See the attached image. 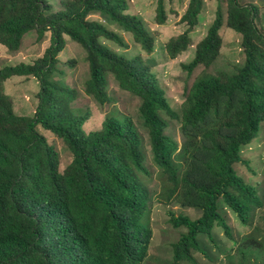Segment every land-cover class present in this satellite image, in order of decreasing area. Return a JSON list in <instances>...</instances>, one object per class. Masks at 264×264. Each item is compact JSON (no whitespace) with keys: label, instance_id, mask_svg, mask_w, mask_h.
<instances>
[{"label":"trees","instance_id":"trees-1","mask_svg":"<svg viewBox=\"0 0 264 264\" xmlns=\"http://www.w3.org/2000/svg\"><path fill=\"white\" fill-rule=\"evenodd\" d=\"M164 2L158 0L159 24L167 19ZM228 4L227 24L242 35L245 63L235 74L199 76L178 114L148 66L102 44V38L123 43L117 33L89 18L94 12L109 17L151 53L154 39L142 18L126 13L127 0H65L63 10L50 14L47 0H0V43L9 51H18L32 31L38 40L51 32L42 58L0 70V84L28 76L40 83L38 106L30 117L17 115L9 96L0 93V264H143L148 257L153 231L146 220L150 193L142 179L147 174L142 140L127 116H111L101 130L85 131L87 117L71 108L76 92L55 78L65 36L87 53L88 96L100 105L109 103L113 75L122 89L142 101L140 113L163 181L161 201L179 200L183 191L203 208L196 220L169 212L174 228L187 229L173 244L175 264L195 263L192 251L200 250L199 236H212L216 224L229 232L220 200L243 222L251 207H264L257 189L234 168L242 162V147L258 137L264 123V33L256 23L258 6L239 0ZM203 5V0L189 1L182 16L189 29L199 23ZM224 23L219 5L194 60L185 66L189 73L215 62ZM190 32L169 46L172 57L188 46ZM234 101L239 104L234 120L223 117L217 128L221 140L200 144L189 171L177 167L173 157L178 144L166 135L162 114L180 121L189 138L223 102L228 115ZM38 126L61 138L72 152L74 159L63 173L56 150Z\"/></svg>","mask_w":264,"mask_h":264},{"label":"rangeland","instance_id":"rangeland-1","mask_svg":"<svg viewBox=\"0 0 264 264\" xmlns=\"http://www.w3.org/2000/svg\"><path fill=\"white\" fill-rule=\"evenodd\" d=\"M51 10L47 14L63 10L65 0H47ZM167 19L164 24L157 21L158 0H127L126 13L142 18L150 36L154 39L153 52L147 53L138 44L132 34L112 22L109 17L97 13L90 15L91 20L102 22L108 29L117 33L123 44L105 38L101 43L119 55L128 59H139L143 65L148 66L165 91L172 109L181 114L182 106L196 81L203 74H217L226 72L235 74L244 65L246 60L242 43V35L227 24V11L229 0H203L204 5L200 13L199 23L192 29L183 22L190 0H164ZM242 3H253L259 7L256 23L264 33V0H239ZM221 5L225 15V23L220 30L222 46L220 54L210 67L198 66L189 73L185 66L195 58L197 45L204 39L209 26L216 17L218 6ZM189 33L190 42L175 57L171 56L169 46L183 33ZM38 40L36 31L26 35L18 51L11 52L0 43V70L5 66L20 63L31 64L42 58L51 45V32ZM65 49L58 55L56 80L62 85L76 92V99L71 103V108L79 116H86L84 129L87 133L99 131L105 120L111 116L129 117L133 121L142 140L144 154V167L147 174L142 175L149 193V213L146 218L153 231L148 257L143 264H175L173 257V244L187 234V229L174 228L170 223L169 212L175 215H187L193 220L199 219L203 208L182 191L179 200L171 203L161 201L163 181L161 172L153 160V153L149 132L144 127L140 113L142 101L121 88L113 75H109L108 94L111 101L105 105L98 104L86 94V82L90 79V68L87 62L86 51L69 37L65 36ZM40 83L33 76L14 77L0 84V93L11 99L13 109L19 116H33L38 106V93ZM237 100V99H236ZM225 103H221L218 112L212 113L207 122L191 133L188 138L182 130L180 121L167 114H162L166 122V135L177 144L178 150L173 160L182 171H189L193 167V156L197 153L198 146L209 140L218 141L222 132L217 130L223 117L229 121L234 120L238 111V101L233 102L232 109L225 115ZM226 118V119H227ZM211 128V131H207ZM38 131L43 134L48 143L54 147L59 156V169L64 172L72 163L74 156L65 142L52 132L38 126ZM242 162L236 163L234 168L237 174L247 183L253 185L260 197L264 200V123L261 125L259 135L250 144L241 150ZM219 212L229 227L226 231L223 225L216 224L212 236L201 235L198 240L200 250H193L195 263L180 262L178 264H264V207H251L248 218L243 222L237 214L220 200Z\"/></svg>","mask_w":264,"mask_h":264},{"label":"crops","instance_id":"crops-1","mask_svg":"<svg viewBox=\"0 0 264 264\" xmlns=\"http://www.w3.org/2000/svg\"><path fill=\"white\" fill-rule=\"evenodd\" d=\"M97 13H98V12H94V14H93V15H96ZM99 14H101V13H99ZM91 15H92V14H91ZM93 15H92V16H93ZM47 34H48V33H46V35H47Z\"/></svg>","mask_w":264,"mask_h":264}]
</instances>
